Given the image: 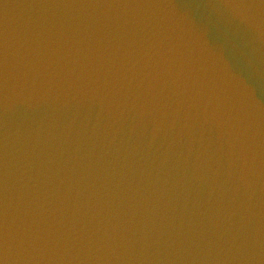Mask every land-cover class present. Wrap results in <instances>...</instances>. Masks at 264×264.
Instances as JSON below:
<instances>
[{
    "label": "water",
    "instance_id": "water-1",
    "mask_svg": "<svg viewBox=\"0 0 264 264\" xmlns=\"http://www.w3.org/2000/svg\"><path fill=\"white\" fill-rule=\"evenodd\" d=\"M0 264H264V0H0Z\"/></svg>",
    "mask_w": 264,
    "mask_h": 264
}]
</instances>
